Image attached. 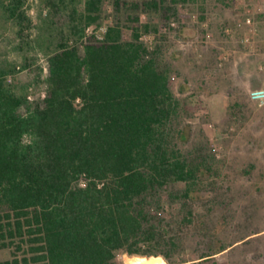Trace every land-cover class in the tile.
<instances>
[{"label": "trees", "instance_id": "16d2710c", "mask_svg": "<svg viewBox=\"0 0 264 264\" xmlns=\"http://www.w3.org/2000/svg\"><path fill=\"white\" fill-rule=\"evenodd\" d=\"M107 1L113 24L102 39L87 35ZM186 1L40 0L48 12L34 43L46 77L35 70L45 96L17 93L8 78L15 66L0 67V250L10 252L0 264H119L118 254L206 264L227 249L189 242L192 203L211 167L178 149L180 102L159 48L140 41L161 33ZM25 3L0 0L19 36L31 28ZM141 13L157 14L158 24H141ZM35 60L24 54L21 68ZM202 244L198 261L184 258Z\"/></svg>", "mask_w": 264, "mask_h": 264}, {"label": "rangeland", "instance_id": "374dc122", "mask_svg": "<svg viewBox=\"0 0 264 264\" xmlns=\"http://www.w3.org/2000/svg\"><path fill=\"white\" fill-rule=\"evenodd\" d=\"M25 10L31 28L20 36L0 10V67L15 66L9 82L34 101L45 96L35 67L45 78L46 59L34 41L48 10L40 0H26ZM113 19L107 1L93 35H103ZM148 22L158 24V15L141 13L140 23ZM123 36L130 39L131 32L124 28ZM142 36L150 51L159 48V66L169 72L170 89L180 102L172 123L184 136L176 139L178 149L211 167L198 186L203 197L192 203L189 242L213 239L227 247L206 264H264V104L249 98L250 91L264 88V0L178 2L177 14L161 33ZM24 54L36 59L30 69L21 68ZM172 212L167 209L165 216ZM192 250L184 258L198 261L203 244ZM9 258L8 250H0V263ZM136 258L150 259L117 255L119 264Z\"/></svg>", "mask_w": 264, "mask_h": 264}, {"label": "built area", "instance_id": "2783aa9c", "mask_svg": "<svg viewBox=\"0 0 264 264\" xmlns=\"http://www.w3.org/2000/svg\"><path fill=\"white\" fill-rule=\"evenodd\" d=\"M105 33V30H104ZM103 35L99 36L97 33H95L94 35L98 38V39H102ZM93 34V30L92 27L87 29V35H92ZM147 36H142L140 37V41H142L143 38H146ZM249 98L251 101L262 105L264 104V88H260V89H255L249 92ZM28 99L31 100V98L28 96Z\"/></svg>", "mask_w": 264, "mask_h": 264}, {"label": "bare ground", "instance_id": "6f19581e", "mask_svg": "<svg viewBox=\"0 0 264 264\" xmlns=\"http://www.w3.org/2000/svg\"><path fill=\"white\" fill-rule=\"evenodd\" d=\"M162 264L163 261L161 258H150V259H145V258H136L135 260L131 261V264Z\"/></svg>", "mask_w": 264, "mask_h": 264}, {"label": "water", "instance_id": "95a60500", "mask_svg": "<svg viewBox=\"0 0 264 264\" xmlns=\"http://www.w3.org/2000/svg\"><path fill=\"white\" fill-rule=\"evenodd\" d=\"M148 264H152V263H148Z\"/></svg>", "mask_w": 264, "mask_h": 264}]
</instances>
